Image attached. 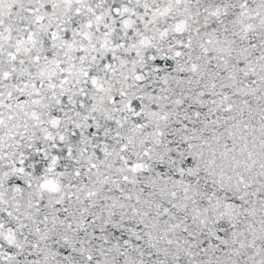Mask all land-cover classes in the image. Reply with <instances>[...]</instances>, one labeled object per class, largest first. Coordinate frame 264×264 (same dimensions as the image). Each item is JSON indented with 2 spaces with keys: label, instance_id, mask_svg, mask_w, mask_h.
I'll return each mask as SVG.
<instances>
[{
  "label": "snow or ice",
  "instance_id": "1",
  "mask_svg": "<svg viewBox=\"0 0 264 264\" xmlns=\"http://www.w3.org/2000/svg\"><path fill=\"white\" fill-rule=\"evenodd\" d=\"M0 264H264V0H0Z\"/></svg>",
  "mask_w": 264,
  "mask_h": 264
}]
</instances>
